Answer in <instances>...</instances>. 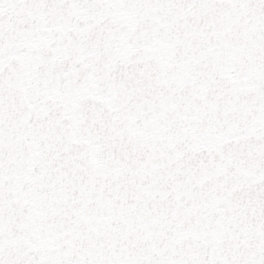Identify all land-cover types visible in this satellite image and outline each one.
Wrapping results in <instances>:
<instances>
[{"label":"snow or ice","instance_id":"snow-or-ice-1","mask_svg":"<svg viewBox=\"0 0 264 264\" xmlns=\"http://www.w3.org/2000/svg\"><path fill=\"white\" fill-rule=\"evenodd\" d=\"M0 264H264V0H0Z\"/></svg>","mask_w":264,"mask_h":264}]
</instances>
